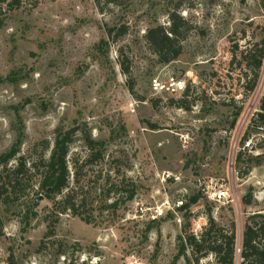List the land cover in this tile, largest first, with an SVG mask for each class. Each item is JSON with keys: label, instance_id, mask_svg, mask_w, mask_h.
Returning a JSON list of instances; mask_svg holds the SVG:
<instances>
[{"label": "rangeland", "instance_id": "1", "mask_svg": "<svg viewBox=\"0 0 264 264\" xmlns=\"http://www.w3.org/2000/svg\"><path fill=\"white\" fill-rule=\"evenodd\" d=\"M9 3L0 6V155L23 132L20 156H48L44 141L52 146L57 130L79 126L104 144V158L79 171L90 225L69 215L45 219L53 203L39 199L27 226L22 214L36 192L9 211L0 207V264H187L177 260L179 238L200 235L209 216L227 231L234 225L241 245L247 219L264 213V132L252 123L264 61L253 92V75L239 63L264 38V0ZM174 11L188 23L183 52L162 64L144 36L169 26ZM122 26L128 33L114 43ZM83 132L71 147L70 189ZM244 138L252 149L238 164ZM122 180L123 190H136L131 202ZM227 191L233 203L211 199ZM193 196L200 198L189 213L168 211L156 222L139 215ZM49 224L54 237L44 239Z\"/></svg>", "mask_w": 264, "mask_h": 264}, {"label": "trees", "instance_id": "2", "mask_svg": "<svg viewBox=\"0 0 264 264\" xmlns=\"http://www.w3.org/2000/svg\"><path fill=\"white\" fill-rule=\"evenodd\" d=\"M16 1V0H15ZM13 2V1H12ZM96 5L118 4V0H94ZM8 0H0V6H10ZM188 29L187 21L177 12L169 15V26L157 25L146 30L145 41L149 49L158 57L160 63L167 64L177 60L183 52V42ZM128 33L126 26L115 31L113 42ZM111 35V33H110ZM264 61V38L255 44L253 49L241 51V60L245 68L253 75L252 84L248 87L249 92H253L259 79L260 71ZM256 129L264 132V97L260 102L258 112L253 121ZM78 132H83L79 126L68 131L57 130L53 145L44 141V154L27 158L20 156L23 132L19 135L13 146L0 155V207L9 211L10 206L29 197L31 193H37V199L33 200L24 211L22 221L28 226L32 219L38 216L35 211L38 200H48L53 203V211L45 219L53 215L60 217L69 215L79 218L82 222L90 225L92 222L84 215L86 199L80 196L79 171L84 165H93L103 160L104 144L94 140L90 133L83 132V143L85 154L73 158V184L70 189L72 172L70 171L69 157ZM250 139L244 138L242 151L236 158L238 164L242 162V157L248 152L246 145H250ZM250 150V149H249ZM259 156L249 160L255 166L260 164ZM248 171V170H247ZM245 171L243 175H248ZM125 181L120 182V190L125 189ZM129 195L123 201L131 202L135 197V189L123 190ZM123 191H119L122 193ZM199 196H193L183 204L181 212H188L190 208L198 203ZM39 200V201H40ZM122 198H118L109 208L116 209ZM4 223L0 220V238L4 236ZM54 224H49L44 239L54 237ZM180 250L177 260L186 258L187 264H200L202 259L209 256L215 258V264H264V213L257 212L250 216L245 224L242 234L241 245L237 244L236 228L233 225L230 231L219 227L213 218L209 216L208 228H205L200 235L187 234L179 238ZM191 252V257L187 256V251ZM239 253V254H238ZM60 255H65L60 252ZM240 262L237 263V258ZM99 257V256H96ZM11 262V260H9ZM97 264H100L99 262Z\"/></svg>", "mask_w": 264, "mask_h": 264}, {"label": "built area", "instance_id": "3", "mask_svg": "<svg viewBox=\"0 0 264 264\" xmlns=\"http://www.w3.org/2000/svg\"><path fill=\"white\" fill-rule=\"evenodd\" d=\"M211 199L213 201H217L218 203H233L234 200L229 195L228 191L226 193L223 192H213L211 193ZM184 202L183 201H177L174 204H170L168 201L162 204L161 207H157L155 209H145L140 208V217L144 214V216H147L148 220L151 222H156L161 219H163L168 211H172L174 213L179 212L183 207Z\"/></svg>", "mask_w": 264, "mask_h": 264}]
</instances>
